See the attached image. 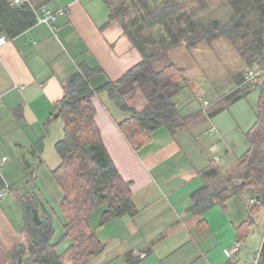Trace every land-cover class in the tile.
Listing matches in <instances>:
<instances>
[{"label":"crops","instance_id":"obj_1","mask_svg":"<svg viewBox=\"0 0 264 264\" xmlns=\"http://www.w3.org/2000/svg\"><path fill=\"white\" fill-rule=\"evenodd\" d=\"M152 1L158 4L163 0ZM121 2L48 0L41 9L64 13L58 15L56 31L38 23L13 40L0 34V41H5L0 50V176L9 190L0 201V264H8L9 254L23 243V211L18 196L29 192L27 183L31 170L40 161L35 192L58 214L56 209L59 210L63 193L52 171L61 164L56 145L64 139L65 125L61 119L48 122L55 115L56 105L64 98L63 85L79 72L81 65H86L102 70L89 83L91 89L97 91L120 80L143 60L120 21H111V12ZM145 3L151 5V1ZM35 5H40L39 0H35ZM185 50L179 49V57L186 54L188 50ZM200 51L201 47L193 50ZM195 63L200 70L216 66L215 61ZM182 69L187 77V69ZM228 77L231 78L230 73ZM210 78L216 79L211 75ZM238 82L231 79L226 84L224 80L223 86L234 85L227 94L217 92L222 84L210 83L208 88L217 101L202 100L198 108L193 97L200 93L181 100V94L177 96L174 102L180 113L198 115L197 119L174 135L165 128L157 130L150 143L138 151L119 128V123L132 115L117 108L107 92L95 95L96 123L105 147L123 179L132 184L133 201L140 213L134 218H120L98 227L103 209L95 212L90 225L96 229L106 249L89 264H128L125 255L130 252L140 258L141 264H253L246 241L254 233V227L264 238V205L255 211L254 207H248L249 199L254 198L253 192L245 191L204 216H194L189 211L193 205L192 195L226 176L244 155L231 158L241 146L235 147L222 127L224 122L217 119L222 112L209 116L234 90L243 88L244 81L240 86ZM185 83L189 88L191 79ZM146 103L140 92L128 101L137 111ZM205 103L209 104L207 110ZM214 121L221 125L216 128ZM207 124L216 128L218 135H211V128L203 131ZM204 136H218L219 152L224 156L221 163H214L218 149L214 144L210 147L211 141L203 139ZM99 212L100 218L92 226ZM240 239L246 246L229 256Z\"/></svg>","mask_w":264,"mask_h":264},{"label":"trees","instance_id":"obj_2","mask_svg":"<svg viewBox=\"0 0 264 264\" xmlns=\"http://www.w3.org/2000/svg\"><path fill=\"white\" fill-rule=\"evenodd\" d=\"M46 1L39 0L40 5L36 8L40 9ZM130 1L127 4L123 0L110 17L113 21L132 9L141 13L131 22L132 25L140 22L135 33L130 31V25L122 24L143 56L141 63L117 82H110L97 91L91 89L89 83L102 70L81 65L79 72L63 85L64 98L56 105L55 115L48 122L61 119L65 125L64 139L56 145L61 164L52 171V176L63 193L59 205V213L64 219L62 240L71 244L59 254L60 243L53 242L56 213L41 201L34 189L40 161L31 170L27 183L29 192L18 196L23 211L24 239L9 254L8 264H89L106 249L96 229L90 225L95 212L103 209L98 227L116 219L134 218L140 213L133 201L132 184L123 179L113 163L96 123L93 98L97 93L107 92L117 108L132 115L119 123V128L138 151L150 143L157 130L165 128L174 135L198 117L183 116L174 102L185 90L183 83L187 79L186 71L169 60L170 52L178 48L193 51L203 44L224 40L250 68L255 63L260 64L259 59L264 60V0H227L232 9L231 17L225 22L215 20L205 24L193 19L185 0H163V4L155 9H150L144 0ZM252 12L257 13L259 20L247 23L245 20ZM36 24V16L28 5L15 7L7 0H0V34L13 40ZM145 30L149 34L141 36ZM156 31L160 32L158 36ZM253 87L260 90V98L258 120L248 133L250 149L226 176L192 195L193 205L189 211L194 216H204L217 206L223 207L228 200L245 191L254 193L253 211L264 205V77ZM137 92L147 102L140 111L128 104ZM248 93L249 90L238 88L225 98V106L209 116L218 115L243 100ZM6 188L0 176V192ZM125 260L128 264H141L140 258L131 252L125 255ZM260 264H264V241Z\"/></svg>","mask_w":264,"mask_h":264},{"label":"rangeland","instance_id":"obj_3","mask_svg":"<svg viewBox=\"0 0 264 264\" xmlns=\"http://www.w3.org/2000/svg\"><path fill=\"white\" fill-rule=\"evenodd\" d=\"M122 0H118L121 2ZM127 4H130V0H124ZM147 3L151 1V5L148 7L150 9H155L158 6L162 5L163 2H158V4H154L152 0H145ZM186 7L190 12V15L193 19L200 24L210 23L215 20L220 21H227L232 15V9L228 4L227 0H185ZM127 15L119 16L117 20L120 21L121 24H128L130 25V31L136 32V30L140 27V22H137L135 25H132L131 22L136 18L140 17L141 13H138L135 9L129 11ZM259 20V16L257 13H250L249 17L245 20L247 23H256ZM149 32L147 30L140 33L141 36L148 35ZM160 34L159 31H156V35ZM154 35V37L156 36ZM201 51L199 53L193 51H187L186 54H181L179 57V49H176L169 54V60L176 64L177 66H181L182 68L187 69L189 78L191 79V84L189 88L186 86L184 82L183 85L186 86L183 93L180 95V100L192 96V94L200 93V96L196 95V98L193 97L194 104L198 108L202 104V100H211L217 101L212 96V91L209 90L210 83L216 82V84H222L220 89H217L218 93L227 94L234 88L232 84L231 87L223 86L224 80L227 84L228 81L231 82H238L237 85L240 86L241 83L244 81L245 75L247 74L250 67L247 65L246 61L241 58V56L234 51V49L229 45L228 42L224 40H217V42H213L212 44H203L200 46ZM186 51V50H185ZM211 57V58H209ZM263 58L259 59L260 65L264 68V60ZM195 61L200 62H207V61H215L216 66H210L208 69L200 70L197 68ZM230 73V77H228ZM210 75L215 77L216 79L211 80ZM187 81L189 78H187ZM225 77V79H224ZM219 79V80H218ZM188 85V84H187ZM205 86V88H204ZM254 86V85H253ZM253 86L248 89V87H243L242 89L249 90L247 96L239 101L236 104L231 105V107L227 108L222 114L217 116V119L221 118L225 125L224 127L227 134H229L231 140L235 144L237 148L239 145L241 146L240 149L234 151V155L231 157L232 159H237L248 150L250 142L248 138V133L250 129L255 125L258 120V109H259V98H260V90L254 88ZM197 89H192L194 88ZM201 88V89H199ZM200 91V92H198ZM235 91V90H234ZM233 91V92H234ZM192 100V99H191ZM177 102V99L175 100ZM227 103L225 100L219 103V107L225 106ZM208 107H205L207 110ZM217 108V109H218ZM216 118V117H215ZM214 126L217 128L218 122H213ZM221 125V124H219ZM211 128L210 124H207L204 127L203 131H208ZM218 135V134H215ZM218 136H204L203 139H209L211 141V146L216 145L215 147L218 149V156L221 158V162L224 159L223 154H221L219 146L217 145L216 140ZM213 141V142H212ZM209 147V148H210ZM244 150V152H243ZM223 153V152H222ZM210 157L214 156L213 154L209 153ZM11 156V154H9ZM11 158V157H10ZM213 158V157H212ZM220 162V163H221ZM249 202V201H248ZM55 214V210L51 209ZM54 215V226H55V243H60L58 248V253L62 254L67 250L70 246L71 242L66 240L63 241L64 237V227H63V218L62 215L59 213ZM60 217L61 219H58ZM100 218V212L94 216L92 220V226L96 224L97 219ZM264 225V223H263ZM264 235V234H263ZM262 233H260L258 228L254 227V233L248 237L246 244L249 253H252V261L255 258L256 254H258L262 247L263 242ZM244 245V247L246 246Z\"/></svg>","mask_w":264,"mask_h":264},{"label":"built area","instance_id":"obj_4","mask_svg":"<svg viewBox=\"0 0 264 264\" xmlns=\"http://www.w3.org/2000/svg\"><path fill=\"white\" fill-rule=\"evenodd\" d=\"M11 4L15 7L28 5L33 10V13L36 16L37 24L39 23V24L49 25L53 32L56 31V29H57L55 27V24L57 22L58 15L64 14L63 12L53 13V12L46 10V9H43V8L37 9L36 5H35V0H14ZM4 44H5V41L1 40L0 41V50ZM263 77H264V68L259 63H255L248 70L247 74L245 75L244 82H243L242 86L243 87H251L253 85H256L263 79ZM205 106L208 107L209 104L205 103ZM216 132H217L216 128H211L209 130V133L211 135L215 134ZM212 149L215 151L214 147ZM3 161H6V158H4ZM213 161L215 164H217L221 161V158L219 156H214ZM8 193H9V190L7 188L4 189L3 191H1L0 192V201L6 195H8ZM255 202H256V200L254 198H250L249 202H248V207L253 208L255 206ZM243 246H244L243 242L241 240H237L235 242V244L233 245L231 251H229V256H233V255L237 254L243 248ZM260 263H261V250L258 254H256L253 264H260Z\"/></svg>","mask_w":264,"mask_h":264}]
</instances>
